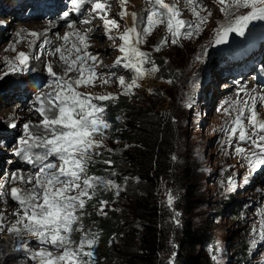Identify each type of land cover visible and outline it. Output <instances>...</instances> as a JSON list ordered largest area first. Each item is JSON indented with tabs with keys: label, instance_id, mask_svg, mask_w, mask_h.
<instances>
[{
	"label": "rangeland",
	"instance_id": "1",
	"mask_svg": "<svg viewBox=\"0 0 264 264\" xmlns=\"http://www.w3.org/2000/svg\"><path fill=\"white\" fill-rule=\"evenodd\" d=\"M168 1L172 0H164L165 3ZM174 1L184 2L185 0ZM107 3L109 5L107 18L115 20L120 25L119 29H113L110 33L113 36H116L118 32H123L126 27L132 26L131 13L135 12L138 18H142L146 22V16L150 10V5L146 4L145 0H128L123 8L129 15L121 19L119 15L122 8L120 0H107ZM210 4L219 9L221 7L216 0H211ZM234 11L235 16L246 15L249 9ZM187 15L188 11H184L181 16L186 17ZM235 16L232 19H229L231 16L227 17V21L234 20ZM97 18L98 21L87 29L82 28L75 21L71 23L77 27L75 31L82 34L90 29L87 31L89 44L87 51L97 56L100 62L97 68L98 72L105 75L115 72L117 75H125L126 80L130 81L131 72H126L121 67H111L116 58L121 56V53L114 46V42L108 39L103 20L99 16ZM43 21L23 23L12 16L0 15V93L19 76L50 77L48 75L49 66L58 76L64 74L66 65L60 60V54L56 52V48H61L67 55L66 49L71 47V43L65 44L62 37L69 32V23H56L54 27L50 26L47 31L43 32V34H48L42 35V38L32 44L31 41L34 38L28 33L34 32L31 30L33 25H38ZM22 24L30 25L29 27L25 26L29 30L28 32L22 31L24 29L20 26ZM227 25L228 23L224 25V22L206 23L202 26V35L199 39L193 35L191 39L180 38L176 44H172L169 37V43L165 44L160 51L154 49L168 34L165 25L161 24L155 27L153 33L146 37L145 43L140 45V48L149 53L151 61L155 63L159 71L154 75H146L139 82V87L134 88L130 95H125L130 99H135L132 100L135 103L138 101V104L143 97L146 99L152 95L159 104L157 109L159 129H162L163 119H165L168 129L175 135V148L170 157L168 176L166 180L158 179L155 184L154 194L160 208V222L165 239L160 252L159 264H182L187 255L199 256L203 264H242L240 248L247 252V261L244 264H264V229H262V224H264V166L253 170L245 156L235 151L236 147H243L251 154L252 149L249 144L238 142V139L234 138L232 145L229 146L226 144L227 135L222 130L236 114L232 112L231 116L225 115L224 109L230 108V102L237 99L247 100L253 96L264 97V87L256 85L253 81L254 74L246 76L248 80L245 78L246 81H243L240 86H233L226 79L221 78L216 71L223 55L246 50L251 46L260 48L258 52L262 51L264 57V20H252L244 29L243 35H238L234 31L228 32L225 42L216 44L214 42L216 30ZM143 26L144 24L141 23L140 27ZM119 43L120 41L117 39L115 45ZM29 46L32 47L31 52L28 53L30 58L36 60L40 52L42 54L40 57L45 56L43 65H38L36 61H28L27 66L22 70L5 75V72L8 71L5 58L12 60L15 54L25 51ZM13 47L15 52L11 50ZM105 48L110 49L108 54L104 53ZM74 56L75 53L72 58ZM91 63L89 61V64ZM261 65L264 68V59ZM145 67H151V64H146ZM75 75L76 73L69 74V76ZM113 81L109 85H102L96 81L95 87L81 86L77 90L93 95L108 93L114 96L122 95V89L115 82V77H113ZM240 88L245 91L238 97L237 92ZM32 91L34 92V89ZM53 91L54 85L46 84L43 89L34 93L28 103L27 101L14 103L8 100H6L8 103H2L1 98L6 97L3 95L0 98V127H8L6 131H3L7 134L5 136L11 137L12 141L16 134L17 139L15 140L19 142V139L23 137L25 123L39 124L41 117L35 112V107H38V105H34L35 98L37 95ZM256 107L259 119L264 120V104L259 99H257ZM6 108H9L10 113L7 119L3 115ZM12 120L17 122L16 127L9 126L12 124ZM245 124H247L246 120ZM103 143L102 149H111V152L123 153L126 150V145L122 142H112L106 138ZM11 148L12 146L0 145V151L5 153L12 152L9 151ZM3 160L4 156L0 157V164ZM6 177L8 175L1 173L0 168V181L4 184L8 179ZM187 177L191 178L190 183L193 184L195 191L191 198L194 208L191 210L185 209ZM139 179L141 177L136 173V175L125 177L123 185L118 186L114 183L118 187L107 189L111 192L114 203H107L104 211L115 203L120 210L119 204L125 202L124 196L128 190L145 197L147 193L137 186ZM4 184L1 189L4 188ZM22 187H30V185H22ZM169 194L173 198L171 206L168 204ZM228 201L229 204H226ZM11 202L6 204L0 201V206L3 205L1 213L4 217L10 215L6 222L7 227L16 219L13 213L8 211L9 208H13L14 204ZM238 206L239 208L234 212L235 207ZM99 208L100 206H96L95 212H99ZM111 209L117 208L112 207ZM185 222H189L193 231L204 235L202 244L196 246L192 251L181 246L182 228ZM83 224L85 231H88L91 224L95 225L87 220ZM1 232L0 237L2 238L7 232L6 230ZM13 237L17 236L13 234ZM79 237L80 233L73 235L74 240H78ZM33 241L34 238L24 235L18 244L9 247V249L20 247L17 254L22 256L23 246L27 243L28 251L24 253L27 257L20 263L36 264L32 262L30 255L32 252L38 251L40 246ZM7 250L5 254L10 252ZM7 256L6 254L4 257ZM6 262L4 261V264L18 263L19 261L13 259ZM101 264H115V261L113 258H109L103 260Z\"/></svg>",
	"mask_w": 264,
	"mask_h": 264
},
{
	"label": "snow or ice",
	"instance_id": "2",
	"mask_svg": "<svg viewBox=\"0 0 264 264\" xmlns=\"http://www.w3.org/2000/svg\"><path fill=\"white\" fill-rule=\"evenodd\" d=\"M127 2L128 0H120L121 19L129 15L123 8ZM185 2L191 8L193 23L181 18L182 13L175 3L145 0V3L150 5L146 22L133 12L130 14L132 26L113 36L110 33L113 29H119L120 25L115 20L107 18L109 7L107 0H70V10L75 13H80L85 5L91 4V11L104 22L108 39L114 42V46L121 53L111 67H121L126 72H131L132 76L130 81H127L125 75H117L115 72L105 75L98 72L100 62L97 56L87 51L89 47L87 31L90 29L82 34L74 30L72 23L68 24L69 29L73 30L62 37L65 44L71 43V47L66 49L67 55L61 48H56L60 60L66 65L64 74L58 76L51 66L48 67V75L53 78L50 83L54 85V91L36 96L34 105L38 107H35V112L39 114L41 121L36 125L31 123L23 125V137L19 139L20 147L16 152L17 156L23 155L38 170L28 177L15 173L12 175L13 182L19 181L30 187L11 189V198L18 205V210L13 213L16 219L7 227V232L21 238L27 235L38 242L39 250L30 255V259L36 264H95L92 249L97 243V237L91 230L85 231L83 210L87 201L92 200L99 189L118 187L111 179L89 174L90 162L95 156L101 155L98 149L104 147L103 141L112 127L106 119L105 104L97 102L115 101L118 97L111 93L85 94L77 89L81 86L95 87L96 81L102 85H109L114 82L115 77V82L122 89L121 94L130 95L134 88L140 86L139 82L146 75H154L159 71L151 61L149 53L140 48L155 27L165 25L168 34L154 49L160 51L169 43V37L172 44H176L180 38L191 39L193 35L202 31V25L206 24L208 16L212 15L199 0ZM216 2L221 5L220 11L226 18L233 10L249 9L246 15H237L227 26H221L216 30L214 41L216 44L224 43L228 32L234 31L238 35H243L250 21L264 20V0H216ZM201 12L207 14L202 16ZM68 17L69 11L63 12L62 18ZM81 22L89 24L91 20L84 19ZM141 23L144 24L142 28ZM28 35L34 38L32 44L40 38L37 32H30ZM117 39L120 43L115 45ZM11 50L15 52L14 47ZM29 58L26 52H18L14 60L5 58L8 69L5 75L25 68ZM89 61L92 63L89 64ZM146 64H151V67H145ZM70 73L76 75L69 76ZM244 91L240 88L237 96ZM257 99L264 104V97L254 96L247 100L231 101L230 108H225L224 113L228 116H231L232 112L236 114L222 129L227 135L226 144L229 146L232 145L234 138L238 139V142L249 144L251 154L243 147H236L235 151L245 156L253 170L264 166V120L259 119ZM9 126L16 127L14 123ZM105 163L110 165L111 161L106 160ZM2 187L3 185H0V188ZM2 196L3 193H0V197ZM172 202L173 198L169 194V206ZM107 203L104 200L99 202L98 214H106L104 208ZM3 221L4 215L0 213V231H4ZM75 233H80L78 240L73 239ZM23 249L28 251L27 243Z\"/></svg>",
	"mask_w": 264,
	"mask_h": 264
},
{
	"label": "trees",
	"instance_id": "3",
	"mask_svg": "<svg viewBox=\"0 0 264 264\" xmlns=\"http://www.w3.org/2000/svg\"><path fill=\"white\" fill-rule=\"evenodd\" d=\"M115 101H105L106 119L112 127L107 138L112 142H122L126 145L123 153H115L106 149H98L100 156H95L90 162L89 174L111 179L116 185H123V179L136 175L141 177L138 185L145 197L128 190L124 196L125 202L115 203L98 215L96 206L101 200L114 203L111 192L99 189L92 200L87 201L83 210V223L86 220L95 223L88 231L96 234L97 243L94 247L95 264L113 258L115 264H159L161 249L164 245V234L160 222L159 207L155 196V184L158 179L166 180L170 157L175 148V135L168 129L163 119L162 129L157 124V109L159 104L152 95L143 97L140 104L126 97L117 96ZM110 160L111 164L105 161ZM187 177L186 210L194 208L191 198L194 196V186ZM135 189V188H134ZM113 195V193H112ZM118 200V198H117ZM120 201V200H119ZM229 204V201L226 202ZM238 207H235L237 211ZM111 209V210H110ZM236 218V217H235ZM203 234L191 229L189 222L182 228L181 246L192 251L204 241ZM242 264L247 261V252L240 248ZM182 264H203L200 257L187 255Z\"/></svg>",
	"mask_w": 264,
	"mask_h": 264
},
{
	"label": "bare ground",
	"instance_id": "4",
	"mask_svg": "<svg viewBox=\"0 0 264 264\" xmlns=\"http://www.w3.org/2000/svg\"><path fill=\"white\" fill-rule=\"evenodd\" d=\"M210 1L211 0H199V3L201 4V5H203V7L204 8H206L207 9V11L208 12H211L212 13V15L211 16H208V19H207V23H216V22H221V23H223L224 22V25L226 24V23H230L229 21H227V18H226V16L224 15V14H222L221 13V11H220V9L218 8V7H215V5H212V4H210ZM172 3H175L176 4V6L179 8V10L181 11V13H183L184 11H188V15L186 16V17H184V16H181V18L182 19H184V20H186V21H188V22H190V23H193L194 22V16H193V14H192V11H191V8L186 4V2L184 1V2H181V1H174V0H172V1H168V4H172ZM199 10V9H198ZM207 13H205V12H201V15L203 16V15H206ZM236 14H235V11L233 10L232 11V14L231 15H229V16H231L229 19H232L234 16H235ZM228 16V17H229ZM11 22V21H10ZM9 23V22H8ZM10 25V24H9ZM54 25H56V22H54V21H49V20H44L43 22H39V24L38 25H33L32 27H31V30H33L34 32H37V33H39L40 34V38H42L41 36L42 35H47V34H43V32H45V30L47 31L48 30V28H50V26H53L54 27ZM214 25V24H213ZM21 27H23L24 29L22 30L24 33L25 32H28L29 30L25 27V26H28V24L26 25V24H22V25H20ZM30 26V25H29ZM28 26V27H29ZM203 26V25H202ZM212 26V25H211ZM33 28V29H32ZM77 29V27H75L74 26V30H76ZM73 29H69V31H72ZM22 32V33H23ZM30 33V32H29ZM19 34V33H18ZM27 34V33H26ZM23 35V34H22ZM200 35H202V31L201 32H199L198 34H196L195 36H196V38H198L199 39V37H200ZM19 37V36H18ZM203 37V36H202ZM49 39H50V37H49ZM203 39H204V37H203ZM51 40V39H50ZM199 41V40H198ZM49 43V42H48ZM53 44V43H52ZM191 44V43H190ZM193 44V43H192ZM200 44V43H199ZM198 44V45H199ZM203 45V44H202ZM194 46V45H193ZM197 46V45H196ZM200 46V45H199ZM31 50H32V47L31 46H29V48L27 49L26 48V50L25 51H22V52H26V53H29V52H31ZM51 53V52H50ZM48 54V53H47ZM40 55H42L41 54V52L39 53V56L36 58V60L34 59V58H29V61H31V62H33V61H36L37 63H38V65H43V63H44V58H45V56H41L40 57ZM15 56H16V54L14 55V57H13V59H15ZM53 57V56H52ZM12 59V60H13ZM2 60V59H1ZM30 62V63H31ZM46 62V61H45ZM50 62H53V61H50ZM37 65V66H38ZM52 65V64H51ZM54 66V65H53ZM64 69V68H63ZM62 69V70H63ZM59 70V69H58ZM252 77V76H251ZM255 88V87H254ZM31 90H33V88L31 89ZM258 90V89H257ZM256 94V93H255ZM22 107V106H21ZM18 109V108H17ZM10 113H9V108H6V110H5V112H4V116H5V118L7 119V117H8V115H9ZM27 120V119H26ZM13 121V120H12ZM15 124L16 126L18 125L17 124V122L16 121H13L12 122V124ZM35 124V123H34ZM18 129V128H17ZM16 147H18V146H16ZM15 148H12L10 151H13ZM12 173V172H11ZM4 183L2 182V181H0V185H3ZM13 187H22V185L21 184H19V183H17L16 181L15 182H13L12 181V175L10 176V177H8V179H7V181L5 182V184H4V188L3 189H1L0 188V192L1 193H4V196H2V197H0L1 199H0V201H1V203L3 202H5V201H7L8 203L9 202H11L12 201V198H11V189L13 188ZM2 204H1V206H0V210L2 209ZM18 210V205L17 204H15V205H13V208L11 207V208H9V210L8 211H10V213H14V212H16ZM0 213H1V211H0ZM10 217V215H6V217H4V221H3V224H4V230H6V232H7V225H6V222L8 221V218ZM2 232L0 231V234H1ZM1 238V237H0ZM21 239V237H16V238H14L13 237V234H9L8 232L7 233H5L4 235H3V237L0 239V264H4V261H10V260H13V259H17L18 258V256H20V255H18L17 253L19 252V248L20 247H16V248H11V249H9V247L11 246V245H15V244H18V241ZM7 249H9V250H7ZM7 250V252L8 251H10L9 253H6L8 256L7 257H4L6 254H5V251ZM23 251H24V249H23ZM4 255V256H3ZM10 257V258H9ZM10 259V260H9ZM6 262V263H7ZM14 263V262H13ZM13 263H11V264H13ZM14 264H23V263H20V261L18 262V263H14Z\"/></svg>",
	"mask_w": 264,
	"mask_h": 264
},
{
	"label": "water",
	"instance_id": "5",
	"mask_svg": "<svg viewBox=\"0 0 264 264\" xmlns=\"http://www.w3.org/2000/svg\"><path fill=\"white\" fill-rule=\"evenodd\" d=\"M103 51L105 54H108L110 52V49L105 48Z\"/></svg>",
	"mask_w": 264,
	"mask_h": 264
}]
</instances>
